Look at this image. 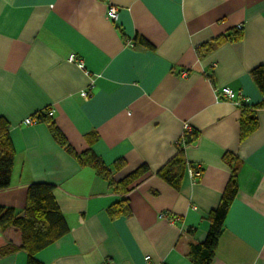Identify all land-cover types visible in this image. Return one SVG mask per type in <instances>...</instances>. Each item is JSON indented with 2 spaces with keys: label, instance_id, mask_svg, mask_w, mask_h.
<instances>
[{
  "label": "crops",
  "instance_id": "0c3cea01",
  "mask_svg": "<svg viewBox=\"0 0 264 264\" xmlns=\"http://www.w3.org/2000/svg\"><path fill=\"white\" fill-rule=\"evenodd\" d=\"M118 9V19L107 8ZM240 30L201 56L203 44ZM145 38L149 49L139 43ZM130 39L134 47L127 46ZM81 59L85 67L69 61ZM264 66V0H0V117L10 123L15 161L0 206L23 211L32 183L55 186L69 232L35 254L42 264H195L191 243L203 242L209 213L241 162L239 190L212 264H264V96L251 70ZM186 72V76H182ZM92 95L84 99L88 86ZM242 91L257 108V129L240 140V107L215 89ZM52 119L78 152L91 149L119 183L148 172L121 194L54 139ZM197 140L185 146L197 181L185 174L176 190L157 171L176 153L184 125ZM125 163L121 170L115 163ZM128 198L131 213L111 219L110 205ZM21 243L0 230V250ZM150 257L146 261L145 257ZM25 251L0 264H27Z\"/></svg>",
  "mask_w": 264,
  "mask_h": 264
},
{
  "label": "trees",
  "instance_id": "16d2710c",
  "mask_svg": "<svg viewBox=\"0 0 264 264\" xmlns=\"http://www.w3.org/2000/svg\"><path fill=\"white\" fill-rule=\"evenodd\" d=\"M241 29L235 33L224 35L223 37L203 44L197 48L199 56L210 52L215 46L222 42L237 41L242 37ZM139 43L153 49V45L145 38H140ZM251 77L264 96V66L255 67L251 70ZM263 104H243L240 109V140L246 139L258 127L256 110ZM36 122H45L56 140L70 155L75 157L82 166L92 167L99 176L110 182L116 191L121 194L129 192V187L135 184L142 176L148 172L147 166H141L119 183L112 180V170L97 156L91 149L78 153L69 143L65 135L46 112H39L33 115ZM10 123L4 117H0V190L10 186L12 172L15 161V150L10 136ZM198 138V133L187 134L184 142L177 145L175 155L167 161L158 171L157 175L179 190L185 177L188 163L185 156V146L194 143ZM224 162L231 168V176L216 209L209 213V231L203 242L191 243L188 256L195 264H212L219 240L223 234L224 222L229 209L239 190V169L241 162L232 153L223 156ZM125 163L117 161L115 169L121 170ZM200 178V177H199ZM55 186L49 183H32L28 188L27 203L23 211L14 208L0 206V230L5 232L14 228L20 232L21 243L16 245L9 242L0 250L2 256L13 254L18 251H25L28 255L27 264H42L35 254L41 249L62 238L69 232V225L63 215L54 195ZM107 213L111 219L126 216L131 213L128 198L110 205Z\"/></svg>",
  "mask_w": 264,
  "mask_h": 264
},
{
  "label": "built area",
  "instance_id": "2783aa9c",
  "mask_svg": "<svg viewBox=\"0 0 264 264\" xmlns=\"http://www.w3.org/2000/svg\"><path fill=\"white\" fill-rule=\"evenodd\" d=\"M107 14L108 17L115 21L118 19V9L117 7L113 6V5H109L107 8ZM243 26L240 24L237 29H242ZM126 45L127 46H131L134 47L133 42L128 39L126 40ZM69 61L73 62V63H77L78 66L80 68H84L85 64L81 59H78L75 55H70L69 56ZM187 73L186 72H182V76H186ZM93 87V85L91 84L90 86H88L86 89L81 91V96L84 99L89 98L92 95L91 92V88ZM215 95H216V99L217 100H221V101H228L238 107H241L243 104H250V98L247 97L246 95H244V93L242 91H234L233 89H231L230 87H221V88H216L215 89ZM49 116H53V111L51 109H48L47 111H45ZM33 121H35L33 119V117H29L26 119V123H32ZM193 128L188 125L185 124L184 125V132H183V136L181 138V141L184 142V137L187 134L193 133ZM187 174L189 175V177L193 180V181H197L199 179V177L201 176L202 172H203V166L200 163L194 164L193 166H188L187 167ZM146 261L150 260V257H145ZM104 264H116L113 260L111 259H106Z\"/></svg>",
  "mask_w": 264,
  "mask_h": 264
}]
</instances>
